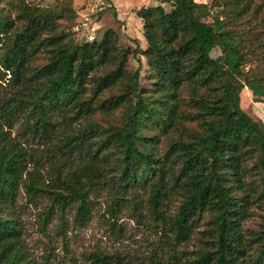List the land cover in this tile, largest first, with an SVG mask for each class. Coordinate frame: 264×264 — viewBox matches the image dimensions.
Here are the masks:
<instances>
[{
    "label": "trees",
    "instance_id": "obj_1",
    "mask_svg": "<svg viewBox=\"0 0 264 264\" xmlns=\"http://www.w3.org/2000/svg\"><path fill=\"white\" fill-rule=\"evenodd\" d=\"M156 1L136 11L142 49L112 29L76 41L63 9L0 0V264H37L16 207L35 156L26 142L73 163L54 186L32 179L27 190L75 208L76 222L90 220L104 185L115 199L147 196L173 264H264V222L246 224L264 213V125L241 105L246 88L264 101V0ZM131 56L146 61L151 88Z\"/></svg>",
    "mask_w": 264,
    "mask_h": 264
},
{
    "label": "rangeland",
    "instance_id": "obj_2",
    "mask_svg": "<svg viewBox=\"0 0 264 264\" xmlns=\"http://www.w3.org/2000/svg\"><path fill=\"white\" fill-rule=\"evenodd\" d=\"M27 2L63 9L62 28L73 31L76 41L101 37L106 30L112 29L117 32L124 47L135 48L134 39L139 40L142 49L147 45L143 22L136 11L151 5L149 0ZM101 5H104V10L99 9ZM86 18L90 19L88 27L83 26ZM255 35L264 37V28L259 27ZM212 56L221 57V51L215 50ZM139 67L142 87L151 88V72L146 61L141 56H131L130 69L134 71ZM259 72L264 74V67L260 66ZM241 105L248 115L264 125V101L256 100L248 88L241 93ZM26 145L35 155L28 168L29 174L25 176L27 186L32 179H36L39 187L48 189V186H54L52 179L59 168L64 173L66 164L67 168L73 165L59 155L48 157L45 146L30 142ZM27 186L20 188L16 207L22 224L23 249L37 264H87V256L91 253L115 257L112 264H173L170 255H174L176 248H171L163 237V223L152 216L147 196L142 194L135 200L115 199L111 188L97 186L90 197L93 201L92 216L87 223L81 224L75 221V208L63 213L48 193L31 198ZM114 206L120 210L117 218L111 216ZM253 213L247 220V227L259 230L264 222V213L257 208L253 209Z\"/></svg>",
    "mask_w": 264,
    "mask_h": 264
},
{
    "label": "crops",
    "instance_id": "obj_3",
    "mask_svg": "<svg viewBox=\"0 0 264 264\" xmlns=\"http://www.w3.org/2000/svg\"><path fill=\"white\" fill-rule=\"evenodd\" d=\"M195 1L198 3H207V0H195ZM149 3L151 4L149 6H156L159 4V2L156 0H149Z\"/></svg>",
    "mask_w": 264,
    "mask_h": 264
},
{
    "label": "built area",
    "instance_id": "obj_4",
    "mask_svg": "<svg viewBox=\"0 0 264 264\" xmlns=\"http://www.w3.org/2000/svg\"><path fill=\"white\" fill-rule=\"evenodd\" d=\"M99 9L100 10H104L105 8H104V5H101L100 7H99ZM89 22H90V19H88V18H86L85 20H84V22H83V26H85V27H88L89 26ZM93 38V37H92ZM91 38V39H92Z\"/></svg>",
    "mask_w": 264,
    "mask_h": 264
}]
</instances>
